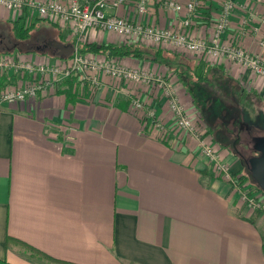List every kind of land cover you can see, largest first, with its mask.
<instances>
[{"label": "crops", "instance_id": "crops-1", "mask_svg": "<svg viewBox=\"0 0 264 264\" xmlns=\"http://www.w3.org/2000/svg\"><path fill=\"white\" fill-rule=\"evenodd\" d=\"M155 1L147 20L181 30L185 13L162 5L191 0ZM204 1L208 8L198 11L191 31L196 38L208 32L209 12L224 0ZM233 1L237 7L231 31L249 9L258 13L257 19L264 18V0ZM136 3L128 0L113 14H134ZM0 21L15 22L4 9ZM37 27L52 33L53 40L73 43L57 25ZM255 28L258 33L251 30L253 37L242 41L254 53L264 38V26ZM91 43L121 46V39L103 33ZM152 49H159L168 64L120 60L164 81L213 138L214 131L230 125L228 115L220 114L224 110L242 105L254 112L253 118L264 116V78L227 61L209 63L168 47ZM51 50L20 55L35 64H53L59 57ZM202 88L209 92L204 102L197 95ZM64 89L59 84L35 100L0 103V260L59 264L43 254L69 264H264L263 215L251 210L232 185L213 176L193 135L182 142L172 133L165 88L105 77L96 88L80 87L74 102ZM132 97L153 107L172 133L169 140L145 128L143 114L131 108ZM216 118L219 125L213 128ZM223 119L227 124H221ZM225 135L231 141L232 134ZM242 167L241 161L235 165Z\"/></svg>", "mask_w": 264, "mask_h": 264}, {"label": "built area", "instance_id": "built-area-1", "mask_svg": "<svg viewBox=\"0 0 264 264\" xmlns=\"http://www.w3.org/2000/svg\"><path fill=\"white\" fill-rule=\"evenodd\" d=\"M127 1L0 0V9L10 12L14 21L22 18L25 13L27 21L47 20L61 29L67 30L75 47V52L69 58H58L53 64L49 61L43 64H35L32 61L17 63L14 59H11L14 65H2L3 59L0 58V67L6 68V71L15 70V73L24 77L27 83L18 89L11 87L4 91L0 96V103L17 104L35 100L39 93L46 92L50 88L56 89L61 82L73 76L77 77L81 88H85L86 85L96 88L105 77L136 86L158 85L160 88L166 89L165 94L173 115V125L176 129L174 131H186L189 132L188 134L193 135L195 130L193 119L189 117L177 93L166 86L160 78H154L140 70L130 69L120 59L80 51L79 47L81 45L91 42L93 38L103 33L114 34L131 44H151L154 47L174 48L182 53L193 54L203 61L209 62L211 59L226 60L264 78L263 59L241 48L223 45L222 37L227 31L232 13L236 9V4L233 1L225 0L220 20H216L214 24L215 33L210 39L195 38L190 32L198 11L205 8L203 5V2L205 4L204 0H191L186 4L174 1L163 3L162 6L167 11L185 13L182 29L179 31L161 27L151 23L149 19L147 20L150 8L156 3L155 0H137L134 14L128 13L123 16L113 14V12H117L124 7ZM258 31V28L253 29L255 33H258ZM262 44L264 45V43ZM0 72L3 71L0 70ZM147 106L139 97L131 98L132 110L144 113L145 128L152 133H161L163 140H169L171 134L162 125L153 107ZM195 121L198 122L197 119ZM180 137H178L179 141H182ZM206 142L204 140L200 143L202 146L201 153L202 156L209 158L212 157V153L209 147L204 145ZM216 164L221 173H227V169L222 165L220 166L218 159ZM210 170L215 175V171L212 168ZM227 174L230 176L229 173ZM233 184L235 185L234 188L237 187L236 183ZM245 203L253 210L257 207L253 199H248Z\"/></svg>", "mask_w": 264, "mask_h": 264}, {"label": "rangeland", "instance_id": "rangeland-1", "mask_svg": "<svg viewBox=\"0 0 264 264\" xmlns=\"http://www.w3.org/2000/svg\"><path fill=\"white\" fill-rule=\"evenodd\" d=\"M231 1H233V0H231ZM224 2H225V0L220 4L218 9L215 11L216 13L214 11L209 12V30L203 36V38H198V39H210L214 35V33H215L214 24L216 23V20L217 21H218V19L220 20V15L222 13V9H223L222 7H223ZM203 5H204V7L208 8L207 3L204 4V2H203ZM211 7L212 6L209 5V10L211 9ZM236 7H237V4H236ZM244 10H246V9H244ZM235 11H236V9L233 11L232 17H231L229 25H228V29L222 37L223 45H225L226 47L241 48V49L247 51L248 53H250L252 55L259 56L261 59H263L262 61L264 62V45L262 44V43H264V38L261 41L259 40V42H260L259 51H256L255 53L253 50H251V51L248 50V48L242 43V41L244 39L253 37V33L251 30L255 29V27H260L262 25L264 26V18L257 19L258 13L254 9H249L248 14H246L245 16H242V18L240 20H238V22H236L237 27L234 29V31L232 30L233 31L232 32L231 29L233 28V24H234ZM192 29H193V27H192ZM192 29H191V31H192ZM51 34L45 33L43 31H41L38 27H36L35 30L32 32L31 38H29L27 41H21L20 42L13 35V33L11 31V26L6 22L0 21V58L3 59L2 65H14V64H12L13 62L11 61V59H14L17 63H20V62L21 63L22 62L27 63L28 58L25 59V58H23V56L20 55V54L26 53V51H31V52H41L44 50L48 51L49 47L46 45H47L48 41H52L54 38V35L52 34V37H51ZM191 34H192V32H191ZM67 38H69V37H67ZM87 43H85V44H87ZM71 44H73V43H71ZM125 45H131V43H129L127 40H124L122 38L121 39V46H125ZM143 45L150 47V48L154 47L151 44H143ZM81 47H82V45L79 47L80 50H81ZM162 47H164V46H162ZM168 48L171 51L175 52L176 54L182 53V52L177 51L174 48H170V47H168ZM48 52L53 53L51 51H48ZM92 54L99 55V56L105 55V53L104 54L92 53ZM183 54H185V53H183ZM223 61H226V60L211 59V60H209V63H211V62L222 63ZM230 64L236 65L233 62ZM236 66H238V65H236ZM0 70L3 71L2 73L0 72V79L1 78L3 79L4 77L6 78L5 85L0 90V96L4 91L8 90L11 87L14 89H18L19 87L27 84L26 79L24 77H22L21 75H17L15 73L16 72L15 70H10V71L7 70L6 71V68L3 69V67H0ZM13 77H14V79H13ZM64 82H65V80L63 82H61L60 84H63ZM206 89L207 88H202V89H200V91H198L197 95H198V98H200L199 101H201V102H204L205 100H207V94H209V92L204 94ZM247 104H249V102H247ZM205 107H207V103H206ZM251 107L253 108L254 111L256 108L258 110V106L253 105ZM219 113H220V111H219ZM252 113H254V112L251 111V114H250V113H248L247 110H245V109L242 110V105L241 106L239 105L235 108H231V110L228 112L225 110L222 111L220 114L221 115H223V114L228 115L226 118L229 121L230 125L227 127H221V130L218 132H217V130L214 131L215 134H214V138H213L212 131L210 129H209V131H207L205 125L203 124L202 119L200 117H198V119H197L198 122L196 123V121H195L196 117L192 116L188 112L189 117L193 119L192 122H194V124H195V130H194L193 135H194L195 141L197 142V148H198L197 152L200 153V155L202 156V153H201L202 146L200 145V143H201V141L206 140L207 142L204 145L209 147V150L212 153V157L215 159L214 160L212 157L207 158V157L203 156L204 158H206V165L209 166V169L212 168V170L215 171V175L213 174V176L214 177L217 176L216 178H218L219 180H223L226 183H229L233 187L235 186L233 183H236L237 187H235L234 189L237 193H239V197L242 198V200L244 202L248 201V199H253L257 205V207L254 208V211L260 212L264 217V193L262 190H257L255 184L253 183V181L250 177V171L247 167L249 160L252 157H255L258 155L254 151V144L256 142L254 138L264 136V130H260V131L257 130L255 137L252 135L253 138L251 139L250 138L251 136L248 135V133L244 130V128L242 126H239L242 123L243 124H245V123L249 124L252 127L257 126L259 124L258 118H253ZM219 120L220 119H218V118L214 119L213 128L217 127L219 125L218 124ZM234 121H236L237 124L235 123L234 125H232ZM221 122H222L221 124H227L225 119L221 120ZM210 126H212V123H210ZM171 128H172V133L175 132L176 134L180 135L181 140H183V141L186 140V137L191 135V134H188L189 132L187 133L186 131L185 132L184 131H174V130H176L174 125ZM227 130L229 131V134L233 135V136L231 135V141H230V139H228L227 141H221L222 137H226L225 134L228 133ZM236 133H241V136H242L241 140L243 141V144H240L238 146H234V144L232 142ZM224 148H227V149L225 150ZM250 150H251V153L249 154ZM239 151H247L248 154H246L247 155L246 158L241 157L239 155L240 154ZM230 154H234L232 156V158L229 156ZM217 159L220 161V166L222 165V167H225L227 169V173H229L230 176H228V174L226 172L221 173V170H219L217 168V164H216ZM238 161H241L242 165H243L242 169H240V170L235 169V165ZM246 203L249 205L248 202H246ZM250 209L253 210L251 207H250Z\"/></svg>", "mask_w": 264, "mask_h": 264}, {"label": "trees", "instance_id": "trees-1", "mask_svg": "<svg viewBox=\"0 0 264 264\" xmlns=\"http://www.w3.org/2000/svg\"><path fill=\"white\" fill-rule=\"evenodd\" d=\"M49 25L52 27H56L55 24L44 20V19H35V20H26V13L24 16L15 22H12V24H9L11 26V31L13 35L16 37L18 41H27L29 38L32 37V32L35 30V28L38 25ZM100 46V48H99ZM48 51L53 52L50 48H48ZM48 51H43L44 54H49ZM82 53H99L109 56L111 55V58L115 59H121L125 57H131V58H137V59H150L151 61H155L157 63H167L166 57L163 55V53L158 49L154 50L149 47L141 46L140 44H131V45H125V46H112V45H102L98 43H91L88 42L87 44H83L80 50ZM51 54V53H50ZM168 64V63H167ZM6 82V78L0 79V90L4 87ZM65 89L62 91L69 102H74L76 99V95L79 94V82L77 81V77H70L63 83ZM258 125L255 127H252L251 125L244 124L245 127H248V130L252 131L253 136L255 137V134L257 133V130H264V116L258 117ZM260 124L263 126L261 127ZM236 137V136H235ZM233 139L234 146L236 145V138ZM255 141L260 139V137H255ZM221 141H227L225 137H222ZM251 177V174H250ZM252 179V177H251ZM253 181V179H252ZM255 184L257 190H261L258 185L253 181ZM11 239H7V246L9 245ZM40 255V254H39ZM41 257L59 263V264H69V263H63L59 261H55L54 259H51L45 255H40ZM0 264H10L6 260H0Z\"/></svg>", "mask_w": 264, "mask_h": 264}, {"label": "water", "instance_id": "water-1", "mask_svg": "<svg viewBox=\"0 0 264 264\" xmlns=\"http://www.w3.org/2000/svg\"><path fill=\"white\" fill-rule=\"evenodd\" d=\"M46 46L53 49L57 57L63 59L69 58L75 52L73 44H65L57 40L48 42ZM254 151L258 155L249 160L247 167L253 181L264 193V136L260 137V139L255 142Z\"/></svg>", "mask_w": 264, "mask_h": 264}, {"label": "flooded vegetation", "instance_id": "flooded-vegetation-1", "mask_svg": "<svg viewBox=\"0 0 264 264\" xmlns=\"http://www.w3.org/2000/svg\"><path fill=\"white\" fill-rule=\"evenodd\" d=\"M239 126H242L243 128H246L244 124H240ZM249 131H250V130H249ZM249 131H248V135H250V136H251L250 138L252 139V138H253V136H252L253 133H252V131H250V132H249ZM235 136H236V137H235V138H236V142H235L236 145H235V146H238V145H240V144H243V141L241 140V137H242V136H241V133H236ZM239 153H240L239 155H240L241 157H244V158H246V156H247L246 154H248L247 151H239ZM250 153H251V150L249 151V154H250Z\"/></svg>", "mask_w": 264, "mask_h": 264}]
</instances>
